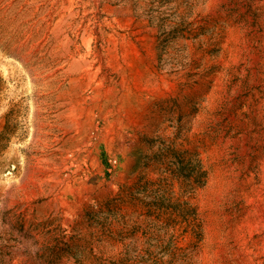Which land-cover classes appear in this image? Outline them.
<instances>
[{
    "label": "rangeland",
    "instance_id": "1",
    "mask_svg": "<svg viewBox=\"0 0 264 264\" xmlns=\"http://www.w3.org/2000/svg\"><path fill=\"white\" fill-rule=\"evenodd\" d=\"M0 264H264V0H0Z\"/></svg>",
    "mask_w": 264,
    "mask_h": 264
}]
</instances>
